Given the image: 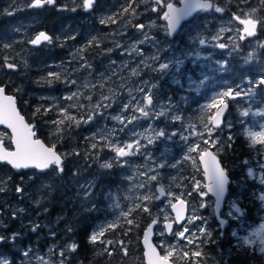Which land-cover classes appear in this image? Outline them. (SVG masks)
<instances>
[{
  "label": "snow or ice",
  "instance_id": "1",
  "mask_svg": "<svg viewBox=\"0 0 264 264\" xmlns=\"http://www.w3.org/2000/svg\"><path fill=\"white\" fill-rule=\"evenodd\" d=\"M96 0H83V7L85 10H90L95 4ZM149 0H141V3H147ZM154 4L151 7L152 12L162 11V15L159 17L166 22V35L171 37L176 32L181 22L186 20L188 17L192 16L196 12H215L223 13L225 9L215 3V0H179L183 5L182 7H177L175 3L171 0H151ZM232 2V0H229ZM250 0H239V4H248ZM136 0H128L127 6H124L120 12L113 15H109L105 19H101L100 23L108 25L109 22L116 24L119 21L117 16L121 19L125 15L136 16L137 11L133 7ZM56 4V0H29V8H43L46 5L52 6ZM260 7L249 8L245 11L243 8H239V14L237 12L232 13V20L236 21L242 27H237L235 29L231 27H223L219 30V33L212 37L215 43H211L212 47L219 49L231 48V51H240V42L256 37L258 32L264 31V16H258L257 13L264 9V0H259ZM75 11V9H72ZM13 12H8V15H13ZM134 28L140 31L143 35L139 40L133 41L128 45L127 48L119 42H116L115 47L123 49L120 55H127L129 57L139 56L141 60L135 66L129 67L128 63H124L119 66L121 69L128 70V76L138 78L143 75L145 68L151 69L152 72H156L163 75H167L169 72H175L179 70L181 64H183L184 59L192 56L199 57V53H193L192 51L184 52L182 55L173 54L172 57L161 60L160 51L161 49L157 47V51L150 57L145 58L144 50L139 47L140 44H144L148 41H152L154 46L158 45V41L154 35H150L145 32L146 27H151V25L146 26L145 24H133ZM235 30L239 33L238 38L233 36L229 37L233 43L231 45L227 43L220 42L224 39L223 33L232 32ZM20 31V29H16ZM59 39V38H56ZM67 39H76L74 35L67 37ZM28 44L33 47H40L43 45H51L54 43V37L49 35L44 31H40L33 37L29 38ZM194 43H198L200 46H208L210 41L204 37H197ZM256 44L260 48H264V40H257ZM4 49H11L12 45L9 43H4ZM63 46V45H61ZM101 47L100 40L98 37L93 36L85 46L77 49L73 54L74 59H79L84 61L80 65L82 68L91 69L92 65L87 62L84 53L91 47ZM106 54H110L113 49H103ZM255 52H249L246 57V62H251L254 59ZM14 59L9 56L3 57V64L0 67L8 69L10 71H19V65L16 63H10L9 61ZM151 61V63H149ZM71 63V62H69ZM113 65L116 61L111 62ZM26 64V61H25ZM227 68V62H223L220 65V69L224 70ZM104 76L103 73H101ZM119 72L117 68H113L111 72L104 76L103 82L99 84L92 83L91 81H86L81 85H78L77 90L65 95L62 99L65 101H71L72 103L61 107L55 100L50 105H38L35 108L34 114H42L47 116L49 112L56 109V119L47 121L48 123L54 125L52 130V135L58 138V141H62L63 138L69 135L72 131L79 128L82 124L91 123L97 116H103L106 109L111 108L117 101L120 95L118 89H126L129 99L120 104V110L118 114L112 115L111 119L116 122L119 127H113L111 129L103 128L98 132H94L91 136L85 137L84 139L88 142V147L81 152L77 147H73L70 152H58L56 149V144L53 143L51 146L46 145L43 141L36 138L37 133L34 131L36 125L34 123H29L25 121L24 117L20 114L17 109L16 98L12 95L6 94V85L0 84V125H4L7 129H10L9 139L14 148L9 150L5 147L3 136L5 134H0V164L10 166L11 169L16 172H21L27 169H36L41 173H46L49 177L55 179H62L66 168L65 161L71 157H77L82 159L85 164L91 167L96 164L99 169L102 170L101 174H107L114 167L123 169H133V171L128 172L125 176L127 182V191L125 194L117 192L116 194H110L109 198L112 201L111 207L114 209H120L118 213V218L106 226H101L95 231H92L88 236V243L95 245L97 243L105 245L102 249L103 252H107L108 255H112L109 251V246L113 245L112 240L103 239L109 231H114L117 227H121L120 221L123 220L125 224L129 227L125 230L124 234L127 235L128 232L132 230L131 226L138 227L137 219L138 214H148L151 217V222L147 226L144 233V243L146 246L145 256L147 257V264H171L172 258L176 255V249L173 247H167L165 254L161 255L156 246L150 243V237L153 234V228L161 223V217L153 213L152 203L154 200H161L167 197V203L171 207L172 211L175 213L174 217L169 218L167 214L163 217V229L168 232V234H174L180 240H185L187 245L194 246V250H181V255L185 259H191L192 264H204L207 257L201 248V244L197 243L200 241L203 243L205 239L211 240L212 233L208 231L205 225H198L196 231L190 232V229L185 225L179 231L173 233V224L179 223L184 224L187 220L188 224L194 223L196 220H203V217L192 214H187V202L183 199L184 193H175L171 190L172 185H166L161 179V169L166 166L171 168H176L177 163H172L166 165L165 161L156 163L153 160L149 152L143 151L152 145L159 138L171 139L178 135L177 131H172L171 133H166L164 128H153L152 123L156 120L164 118L165 121L172 123L184 124L185 117L176 108V105L171 102L169 98L168 103H161L156 100L153 89L157 87L156 84H148L147 81L141 82L143 86H138L135 91L140 95L133 94V88H127L126 83H120L117 88H109L107 92H101L98 101L91 103V107L88 108L87 105L79 103L80 99L83 97L89 102L93 101V96L91 91L99 87L104 89L105 84L112 79V76H118ZM206 79V78H205ZM120 80L126 81L125 76H120ZM54 81H62L66 85H76L77 81L75 79H68L66 77L62 78V74L59 72H49L48 77L45 79V83L51 85ZM249 87L247 89L242 88L240 85L235 87H226L217 91L213 96L210 97L209 102L201 107V115L198 117L199 125L201 130H197V124L189 122L184 131L190 132V135H184L180 133L181 139L187 141L190 136L199 137L200 140L210 147H216L219 137L213 139V134L217 129H220L223 123V114L228 109V100H235L238 97H249L251 98L255 93L254 90L264 85V76L256 82L252 80L247 81ZM200 84H204V80L200 81ZM190 87H199L193 82ZM86 90L89 94L85 96L84 91ZM18 92L20 88L16 89ZM41 99H49L48 97H41ZM76 108L79 110L88 109L84 111L83 114L77 118L70 112V109ZM214 110V111H213ZM127 114V115H125ZM255 115L264 117V112L251 113L250 109H245L241 111L240 115L242 117H248L249 115ZM141 119H146L150 121L144 132H139L136 127H133L129 131L131 139L121 140L119 134L124 132L129 125H134L137 121ZM231 127V125H228ZM151 133L148 135L147 133ZM245 138L249 142L251 148L256 149L258 152H264V124L259 126V130L247 129L245 132ZM143 141V142H142ZM233 137L229 135L227 137V146L230 148L232 146ZM107 150L112 153V155L105 156L101 158L102 153ZM220 151V149H218ZM188 152H198L199 160L203 164V172L208 183L204 185L207 188L206 192H199L201 184L196 181L193 184V190L198 191L200 196L206 197L208 193H211L216 198V207H220V203L223 200L227 185L229 183L228 175L224 167L221 166L217 154L210 151L208 148H201L200 143H194L188 147ZM135 157H143L147 163L144 165H137L136 161L133 159ZM184 160H192L195 164V158L191 156H184ZM247 163V161H245ZM261 169H264V161L260 163ZM143 168V170H141ZM78 174V170L72 173L73 176ZM248 175L257 178L256 173L253 169L249 168ZM32 178L31 176L29 177ZM260 183L264 184V172L259 175ZM175 177H172L173 182H175ZM11 180V176L6 179H0V194L6 193L9 189L7 187L8 181ZM23 180V176H21ZM156 182V187L153 188V183ZM176 187H180V184H175ZM84 187V199L88 204V210H94L96 208L95 199L88 200V197L92 196V189L95 187L93 183H88L87 185H82ZM15 192L23 196L24 188L21 184L15 186ZM192 193L189 192L190 196ZM121 199L130 201V206L123 208L121 206ZM261 201H264V193L259 196ZM39 203V202H37ZM200 207H206L203 201ZM233 211L229 212V215L236 214L243 215L242 209L236 205H233ZM162 211V209H161ZM13 219L16 218L15 212L12 214ZM221 228L227 223L226 220H219ZM39 225H33L31 227L32 232H36ZM68 232H73L74 229L69 226ZM164 235V231L159 233ZM18 234L14 233L11 237H6L5 235H0V244H4L7 239L10 243H14L16 236ZM55 234L53 233V236ZM242 245L247 246L251 249H257L260 253H264V225H260L256 230L252 231L250 235L241 238ZM214 242V241H213ZM116 244L121 246V251L124 255L128 254L127 247L124 246V241H116ZM162 248L165 247L163 243L160 245ZM80 248V244L75 240L66 242L60 250L57 252L55 246L50 249L51 256L35 255L31 250L23 251L20 255L22 258L27 260L28 264H67L70 259V254L76 253ZM52 256L57 257V259H52ZM194 258V259H193ZM0 264H13V261L9 260L6 256L0 253Z\"/></svg>",
  "mask_w": 264,
  "mask_h": 264
},
{
  "label": "trees",
  "instance_id": "2",
  "mask_svg": "<svg viewBox=\"0 0 264 264\" xmlns=\"http://www.w3.org/2000/svg\"><path fill=\"white\" fill-rule=\"evenodd\" d=\"M25 1L26 0L22 1V19L36 17L33 12L31 14H26L27 11L31 12V10L27 8ZM61 2H64V0ZM127 4L128 0H96L95 4L88 12L94 14L95 11H98L99 7L102 9L108 7L110 10H113V14H115L120 12ZM248 4L253 5L255 8L260 7L259 0H250ZM238 5L239 8H242L244 4H239V0H232V2H229V15L237 12ZM133 7L136 9L137 13L142 12L141 10H143V12L145 11L144 3L141 5V0H136ZM48 9V12L45 14L46 16L44 15L45 20H43V22H36L40 30L46 32L55 29L59 31H81L82 27L79 24H73L75 21H72L73 18L77 19L78 17H64L62 14L60 15V12L52 10L49 7ZM11 11H13L14 14H18L19 12V10L16 9L15 0H0V50L4 43H9L12 45V48L10 50L6 49L7 53L5 56L12 57V52L15 51L22 53V63L20 65L18 63L19 57L9 61L10 63L18 64L19 71H3L2 74L7 75L4 78L1 75L3 68L0 67V81L7 86L5 91L14 95L20 113L25 117L27 122L36 125L34 131H36L37 137L46 145L51 146L55 143L57 151L63 150L62 152H70L73 147H77L83 152V150L88 147V142L84 138L91 136L89 135L90 132L85 135L84 131L88 132V130H86V128H81L83 124L69 135L65 136L62 141H58V138L52 135L54 125L46 122L47 120L50 121L57 118L56 109L49 112L47 116L34 114L35 108L41 104L50 105L55 100L59 104H64V107L72 102L65 101L61 98V92L57 91V89H59L58 87H60V85L57 84L58 81H54L51 85H48L44 82L48 74L43 73L42 75H38V71L42 68V65L51 59L49 51L43 48L45 45L33 49L27 44L28 38H21L15 33V35H10L8 32L5 33V29H7L10 23L8 21L10 20L8 12ZM257 15L264 16V9L258 12ZM90 16H86L84 28L86 26H91L92 28L98 27L95 24H91L95 20ZM131 17L130 15H125L121 19L117 16L119 22L116 23L114 28H116L122 20L127 21ZM105 18L106 17L103 19ZM109 24H111V22H109ZM109 24H102L101 29L105 30L106 26L110 28ZM30 31L35 32L36 30L31 26ZM257 37L260 40L264 39V31L258 32ZM261 53L264 54V48H262ZM230 60L231 61L228 62V70L231 69V71H234L237 68L235 67L236 63L234 62L233 56H231ZM48 68L49 67H47L46 70ZM248 68L249 65H246L243 71H241L243 73L241 75L248 76L249 79H252L254 73H251ZM231 75L232 73L227 77H231ZM18 87L20 88L19 92L16 90ZM109 88L110 87L105 86V89L101 90ZM254 92L255 94L251 98L247 97V100L240 101V104L244 105L245 109L257 108L260 102L262 103L264 101L263 85L256 88ZM41 97H48L49 99H41ZM79 103L86 104L83 97L80 99ZM193 108L197 111L196 106ZM32 109L34 110L32 111ZM70 112L77 116V118L82 115V110L78 111L76 108L70 109ZM181 113L184 117L187 115L194 116L193 118L185 119L184 122L188 121L195 123L197 127H199L198 129L201 128L199 125V116L195 114L192 109L186 108ZM231 113L232 110L230 107L229 111L226 113L228 118L225 120L224 127L226 125H231V127H228L229 129L225 131L227 133H222L223 136L217 144L223 153L216 154L222 166L225 168L228 177L231 179L229 192L235 190L240 193L244 189L257 190L259 186H257L253 178L249 177L246 173V169L257 168L254 160L260 156L261 152L249 146V142L245 138L243 130L240 127V123L235 119H229L230 115H234ZM249 119L250 118L244 119L245 123L249 122ZM261 119L262 117H257L250 120H255V123H257ZM107 128H109V124H107ZM49 131L51 133L48 135ZM82 134L84 136H82ZM229 135L233 137L232 146L230 148L227 146V137ZM158 151L159 148H157V144L155 145L154 143L151 151L152 156H156ZM103 154L105 153H102V159L106 156ZM245 161H247V163H245ZM4 168L6 170H4V173L0 172V174H4L6 178L11 176V180L8 181L7 184V187L11 188V192L7 193L6 199L4 200L7 209L2 213V215L4 214V218L0 216V225L3 226V235L6 237H11L14 233L18 235L14 243H10L6 239L4 244L0 245V253L13 261V264H24V258L20 255L23 251L31 250L33 254L38 250L42 252V249L50 242H54V246L57 248L59 244L56 241L62 240L67 242L75 240L80 244L78 251L70 254V259L67 264H137L138 259L140 258L141 260L139 238L142 229L148 222L146 214H138L137 224L139 226H131L132 230L128 232L127 235H125L124 232L129 226L125 224L123 220L120 221L121 227H117L114 231L106 233L103 239L112 240L114 242L113 245L109 246V251L112 252V255H108L107 252L102 251L105 245L100 243L92 245L88 243L87 240V236L96 228V219H92L91 216L96 213L97 208L102 212L103 224L106 223L107 225V223L116 220L113 214L117 209L111 207L112 201L109 195L116 194L117 192L121 193L120 191L127 189L126 183L122 180V174L125 172L123 168L116 167L107 174H101L102 170L99 169L96 164L89 167L82 159L77 157H71L65 161L66 171L62 179H55L49 177L46 173H36L34 170L29 169L19 173H13L8 167L4 166ZM169 168L170 167H166L165 170ZM77 170L78 174L73 176L72 173ZM177 175H185V173H182V168L177 172ZM21 176H23V180H21ZM30 176L32 177L31 179L29 178ZM84 180L92 181L95 185L92 196L88 197V200H92L93 197L95 199L96 208L94 210H88L87 202L79 198L78 193L73 192L74 188H79L84 185ZM17 184H21L25 190L22 198L14 190ZM97 192L100 193V195L95 194ZM125 193L126 191L124 194ZM246 195L248 194H244L243 196ZM101 198H103L104 201H99ZM99 205H101L103 209L100 208ZM124 206L126 205H123V207ZM128 206L129 205L126 207ZM254 209H259L255 201H250L246 204V216L248 221H251V218H253L251 216ZM14 212L16 214L15 219L11 216ZM36 224L39 225V228L36 232H32L31 227ZM5 225H7V227H4ZM69 226L74 229L71 233L67 230ZM218 231L219 230L215 232V237L218 236ZM53 233L55 234L54 236ZM116 241H124V246L127 247L128 250L127 255H124L121 251V246L116 244ZM216 243L217 246L215 247L214 253L220 256V258H223L225 251L229 249L224 247V244L221 242ZM50 248H52V246ZM231 252L230 254L232 256L229 257V264H264V258L260 260L259 254L250 253L251 251L248 248L241 250L237 247H232ZM54 259H57V257ZM25 264H28V262H25Z\"/></svg>",
  "mask_w": 264,
  "mask_h": 264
},
{
  "label": "flooded vegetation",
  "instance_id": "3",
  "mask_svg": "<svg viewBox=\"0 0 264 264\" xmlns=\"http://www.w3.org/2000/svg\"><path fill=\"white\" fill-rule=\"evenodd\" d=\"M151 3H152L151 1L145 3L144 4L145 11L143 13L139 14L137 17H135V18L131 17L127 21L122 20L120 22V24L118 26H116V28H114L116 24H112L113 29H109L106 26L105 30L101 29L102 24L100 23V20L103 18L100 19L98 14H96L97 11H95L94 14H92V13H89L87 11L79 10L77 13L72 14L69 12L71 5L68 2H61L59 0H56L55 5H52V6L46 5L43 8L33 9L34 10L33 14L35 12H38L37 10L42 9V11H40L38 13V15H36V17H34V21H33L34 24L32 25V27L34 28V30H36L35 33L40 31L39 26H38V24H36V22L37 21L43 22V20H45V16H46L45 14L49 10L48 7L52 10L60 12V15L62 14L64 17H71V18H72V16L78 17V19L73 18L72 21H75V22H73V24H79L82 27L80 32L78 30L59 31L58 29L47 32L49 35L54 37V43L51 45H45L43 48L47 49L49 51V54H51L50 55L51 59L47 63L42 65V68L38 71V75H42L43 73L48 74L49 72H59L62 74V78L66 77L68 79H75L77 81L76 85H66L62 81H58L57 84H59L60 87H58L59 89H57V91L61 92V98H63L65 95H68L69 93H71L73 91H76L78 85H81L86 81H91L92 83H95V84L101 83L102 78L104 76H107L113 68H117L119 75L118 76H112V79L108 81V82H111V84L126 83L127 87L131 86L133 84H136V87H138V86H143V84L141 82L149 80L150 84H156L157 85V87L155 89H153V93H154L155 98H162V99L165 98L164 91H166V87H170V89L178 90L177 92L183 91L181 86L176 88V85H172V84L168 83L167 82V80H168L167 76L161 77L160 74L156 73V72H152L151 74L150 73L148 74V68L144 69L143 75H141L138 78H134V77L128 76V72H127L128 70L127 69H121L119 67V66H121L127 62L129 64V67H132L135 64L139 63V62H137V63L135 62L137 59V56L133 57L132 60L130 59V60H126L125 62H121L120 58L124 55H120V49L116 48L115 44H116V42H119V43L123 44L124 46L126 45L128 47V45L131 44L133 41L139 40L142 37L141 32L138 31L136 28H134L132 25L133 24H141V23L145 24L146 26L151 25V27H146L144 31L149 33L150 35H154L156 37V40L159 43L155 47L156 48L159 47L161 49V51L159 53L161 59L164 58L167 54H169V49H175V48H178L179 46L191 48L192 44L189 42V39L185 37L187 34H191V36H192V35H194V32L196 31V32H199L200 37L207 38L210 41V44L208 46H200L197 43L198 47L200 49H202L203 54L201 56H199L198 58L194 57V55L191 56L190 60H192V62L195 63V66H192V68L189 69L188 72H186V73H193L194 72L193 74H195V76L197 78L199 77V72L202 70V67H205V66H206L205 67L206 69L204 68V70L202 71V74L203 75H209L210 74V68H208L207 65L212 64V60H214V58L217 59V57H218V59H224L227 63L229 62V58H230L231 54H229V56L225 57V55L223 54V49H219V48L214 49V47L211 46V43H213L215 41H213L212 38L211 39L208 38L209 33L213 34L215 32L216 25L220 24V21L222 20L221 16H218L215 18L214 16H212L210 14V12L196 13L192 16L191 19L182 23L179 30L173 36L169 37L166 35L165 21H163L162 19L159 18L162 15L163 10H161L160 12H152L150 9L154 5L151 7H148ZM15 5H16V9H18L19 12H18V14L8 15V17L10 18V20H8V21L10 23H9V25L7 24L8 26L6 25L7 29H5V33L8 32V34H10V35L17 34L19 37H21V34H22V25H21V23H22V15H21L22 1L21 0H15ZM220 6L225 9L224 12H226V14H227L229 11L228 1L224 5H222V2H220ZM57 7H62L63 9L57 10L56 9ZM11 12H13V11H11ZM30 13H32V12H28V11L26 12V14H30ZM226 14H223V15L226 16ZM90 15H93V16H90ZM86 16L87 17L88 16L93 17L95 21L91 24H95L98 27L86 29V28L91 27V26H86L84 28L85 22H86V19H85ZM203 17H205L207 19L208 26H204ZM189 24H190V26L186 27ZM16 29H20V31H16ZM120 29L126 30V31L121 35H117V32L121 31ZM203 29H205V30H203ZM77 32H79V33H77ZM231 33H233V31L232 32H225L226 35H231ZM72 35H75L76 39H74V40L73 39H67V37L72 36ZM93 36H96L99 38L101 47L97 48V47L93 46V47L89 48L86 53H84V55L87 59V62L92 65V68L91 69L82 68V67H80V65L83 64L84 61H81L78 58L74 59L73 54L77 51V49L81 48L82 46H85L87 44V42ZM56 38H59V39H56ZM3 41H4V39H3ZM222 43L228 44V41L222 40ZM61 45H63V46H61ZM153 45L154 44L152 41H148L144 44H140L139 47L142 48L144 50V53H145V52L152 51ZM109 48L113 49V51L110 54H106L102 51L103 49H109ZM118 51H119V53H118ZM6 53H7L6 49H4L3 46H1L0 64H3V57L6 55ZM12 53H13V55H12L13 58L19 57L18 63L20 65L22 63L21 62L22 53L21 52L18 53L16 51L12 52ZM239 53H240V51L238 52V54ZM130 58H132V57H130ZM113 60L116 61L115 65H113L111 63ZM242 60H243V57L239 61V63H241ZM261 60H263V59H261ZM69 62H71V63H69ZM187 62H189V59L187 60ZM204 62H207L208 64H206ZM234 62L237 64L236 61H234ZM198 63H202V64L204 63L203 64L204 66H201V64H200V67H199ZM47 67H49V68L46 70ZM235 67L237 68V66H235ZM3 71L8 72L10 70L3 68L2 73H3ZM11 72H13V71H11ZM227 72L232 73L231 69ZM227 72L220 73V74L225 75ZM101 73H103L104 76H102ZM120 76H125L127 78V80L126 81L120 80ZM182 78H184V77H182ZM207 80L210 81V79H207ZM3 82H5V81H3ZM0 84H3L2 81H0ZM116 85H115V87H116ZM81 91H84L85 96L89 94L84 89H81ZM102 91L103 90H101L99 87H97L96 89H93L91 91V94L93 95V101L89 102L87 99H84L85 103H86L85 105H87L88 108H90L91 103L96 102L98 100ZM118 91L120 92V95L118 97L119 99H118V102L116 103L115 107H113V108L111 107L109 109L103 110L104 111L103 116H97L91 123L83 124L81 126V128H86V130H88V132L84 131L85 135H87L89 132H90L89 135H92L94 132H98L99 130H101V128H105L106 124H109V128L119 127V125H117L115 123V121L111 119V116L119 113L120 104L122 103L121 100L123 97H125L126 94H125V89H118ZM104 92H106V91H104ZM188 93L190 95L192 94L191 91L190 92L188 91ZM9 94H11V93H9ZM133 94L137 95V97H139V95H140L138 92H135V91ZM201 100H204V98H201ZM229 105L231 107V110H233L234 103L233 104L229 103ZM180 106H182L183 109L189 108L188 105H184L183 103H179V107ZM87 110L88 109L82 110V114L84 111H87ZM193 111L196 112V110H193ZM125 115H127V114H125ZM148 122L149 121L146 119H141V120L137 121L134 125H129L128 128L125 129V131H130L133 127H136V128L147 127ZM152 125L153 126L159 125L161 127L165 126L164 122L161 119L158 121L156 120V121L152 122ZM142 129L145 131L146 128H142ZM238 130H241V129H238ZM82 136H84V135L82 134ZM124 137H125V134H122L121 136H119V138L121 140H123ZM159 139H160V141L159 142L156 141L155 145L157 144V148H160V147L162 148L161 144L163 142V139L162 138H159ZM4 145H5V147L9 148L8 142L4 141ZM150 147H151V151H152L151 145H149L148 148H146V149H149ZM62 151L59 150L58 152H62ZM104 153H105L104 155L109 156V157L112 155V153L108 152L107 150H105ZM151 155H152V152H151ZM160 161L161 160L157 161L156 163H159ZM141 164H143V161L141 162ZM4 166L5 165L0 164V172H2V173H4V170H6L4 168ZM114 168H116V167H114ZM124 170H125V172L122 174V180L127 184V182L125 180V176L127 175L128 172H131L132 169H124ZM1 175L2 174H0V176ZM88 183H92V181L84 180V185H87ZM84 191H85L84 187H79L77 189L74 188V190H73V192L78 193L79 198H81L82 200L85 201ZM125 191H127V189H125L124 191H120V192H121V194H124ZM179 191L184 193L183 199L186 200L187 206H188L187 207V210H188L187 214L189 215L190 212L199 213V215L201 217H203V220H199L201 222L192 223V224H188L187 220H185L184 224H181L180 226H176L173 224L172 232L175 233V232L179 231L185 225H187V227L190 229V232L196 231L199 223L201 224L202 221H205L207 229H209V231L212 233V238H211V240L205 239V241L203 243H201L200 241H197V243L201 244V248L207 257L204 264H219L218 261H215V258H214V256L216 255L214 253L215 247L217 246L216 242L223 243L224 247L229 249V250L225 251V255L223 256L224 264H229V257L232 256L230 254L232 247H237L241 250H244L247 248V246L242 245V240H241V237H239V236L245 234L252 227L259 225L264 220V217H263L264 210H262L260 208V205H261V203H263V201H261L259 199V196H260L259 194L253 193L252 190H245L244 189L240 193H239V191L232 190L231 192L228 193V196L226 198V202H225L223 210L221 212V216L224 217L227 221L226 226L223 228L222 232L218 231V236L215 237V232L219 228H218V223H217L215 217L213 216V212H212V205H213L212 198L208 195L206 197L202 198L199 194V192H203L202 188L199 189V192L194 191L193 187L192 188H182ZM10 192L11 191L8 190L6 193L0 194V216H2L3 218H4V214L2 215V213L5 211V209H7V206L5 205L4 200L6 199L7 193H10ZM92 192H93V189H92ZM189 192L192 193L190 196L188 195ZM95 194L100 195V193H98V192ZM244 194H248V195L243 196ZM99 201H104V200H103V198H101V199H99ZM202 201L206 205V207H203V208L200 207V204ZM250 201H255L257 203L259 209L258 210L254 209L252 211L253 213H252L251 217H253V218H251V221H248L247 216H246V204L249 203ZM162 205H164L167 208V211L169 213V207L170 206L167 203V197L162 198L161 200H154L153 201V203L151 205L153 213L160 216V214H159L160 210L159 209L161 208ZM233 205H237L238 207H240L242 209L243 215L236 214L233 212V215L230 216L227 213V211H228L227 207L230 208V211H233L232 210ZM99 206H100V208H102L101 205H99ZM103 207H104V205H103ZM11 216L13 217V215H11ZM146 216L148 219V222L146 225H148L151 222V217H149L148 214H146ZM168 216L170 218V215H168ZM91 217H92V219L93 218L96 219V222H95L96 228L94 229V231L97 230L98 228H100V226H103L102 212L99 211L98 208L96 210V213L94 215H92ZM4 227H7V225H5ZM157 227H160L159 229L164 231L163 219H161L160 224H157L153 228V242L156 245L159 253L161 255L165 254L166 248L165 247L162 248L160 246L161 243H163L164 245H167L168 247H173L174 249H176V255L172 258V262H171L172 264H192L191 259H185L182 257L181 250L191 251V250H194V246L187 245L185 240H180L174 234H167L165 231H164V235H162L163 237H161V239H160L157 235V232L159 230V229H157ZM3 230H4L3 226L0 225V235L4 234ZM52 238H54V237H52ZM56 242L59 244V246L57 248H55L56 251L58 252L59 249L61 248V246L65 245V243L67 241L62 240V241H56ZM0 245H2V244H0ZM54 245H55L54 242L48 243V245L45 246L44 249H42L43 250L42 252H40L38 250L35 252V255H44L46 257L51 256L50 249H52L54 247ZM51 246H52V248H50ZM248 249L251 251L250 253H255L256 255L259 254L260 258H264V253H260L258 248L257 249L248 248ZM54 258H55V256H52V259H54ZM23 262L25 264V262H27V260L24 259ZM33 264H35V261L33 262ZM131 264H133V263H131ZM137 264H144V261L142 258V253H141V260L139 258L137 261Z\"/></svg>",
  "mask_w": 264,
  "mask_h": 264
},
{
  "label": "rangeland",
  "instance_id": "4",
  "mask_svg": "<svg viewBox=\"0 0 264 264\" xmlns=\"http://www.w3.org/2000/svg\"><path fill=\"white\" fill-rule=\"evenodd\" d=\"M227 1L228 0H215V3H217L220 6V2H222V5H224ZM64 2H68L71 5L69 12L72 13V14L77 13L79 10L88 12V10H85L84 7L82 6L83 5V0H79V1L78 0H64ZM171 2L177 4L178 0H171ZM28 3H29V0H26L25 1L26 6H27ZM228 4H229V1H228ZM141 5H143V3H141ZM153 5L154 4L151 3L148 7H151ZM107 8L108 7L103 8V9L101 7L98 8V11L96 12V14H98L100 19L104 18V17L107 18L109 15H113V10H110L109 8L108 9ZM242 8L245 11H247L249 8H255V7L253 5H251V4H246V5L244 4L242 6ZM72 9H75V11H73ZM33 11L34 10H32V12ZM37 11L38 12L34 13V16L38 15V13L40 11H42V9L41 10H37ZM141 11L143 12V10H141ZM142 12H138L136 16H132V17L135 18ZM237 13L239 14V9L237 10ZM210 14L212 16H214L215 18L218 17V16H221V18H222V20L220 21V24L216 25L215 32L213 34L209 33L208 38H210V39L212 37L216 36L219 33V30L222 27H231L233 29L239 27L236 24V22H234V20H232V18H231L232 14L229 15L228 13L226 14V12H224V13L210 12ZM223 14H226V16H224ZM33 21H34L33 17H30V18L27 17V19H22V23H21V25H22V34H21L22 37L21 38H27L30 35L35 34V33H32L31 31H29V28H28V26L30 24H32V25L34 24ZM203 22H204V26H208V21H207V19L205 17H203ZM189 26H190V24L187 25L186 27H189ZM91 28L92 27H89V28H86V29H91ZM109 29H112V23L110 24V28ZM203 30H205V29H203ZM125 31L126 30H121L120 32H117V35H121ZM141 35H143V34L141 33ZM223 36H224L223 40L228 41V44L231 45L233 42L231 40H229V37L235 36V37L238 38V33L235 30H233V33H231V35H226L225 33H223ZM185 37L188 38L189 42L192 44L191 48L190 47L179 46L178 48H175V49H169V54H167L161 60H165L166 58H170V57H172L173 54L182 55L184 52H188V51H192L193 53L198 52L200 54L199 56H201L203 54L202 53V49H200L198 47L197 43H194V41L197 39V37H200L199 32L195 31L194 35L191 36V34H187ZM257 40H260V39L258 37H256V38H253L251 40H245L244 42H240V48H242V54L240 53V55H241L240 57L241 58L243 57V60H242L241 63H239V61H238L237 64L235 65V66H238V64L239 65H241V64L242 65L243 64H250V67L248 68V70L251 71V73H254V76L252 77V79H249L248 76H242L241 74H243V73L241 71L239 72L238 67H237V69L232 71L231 77L228 78L226 76L227 74H228V76H230V73L227 72L228 67L226 69H224V70L220 69L221 63L225 62V60L224 59H218V57H217V59L214 58V60H212V64L207 65V67L210 68V74L209 75H203L202 74V71L206 67L205 66V67H202V70L199 72V77L197 78L195 76V74H193L194 72L193 73H186V72H188L189 69L192 68V66H195V63L192 62V60H190V58H191V56H190V57L184 59V62H183V64L180 65L178 71L169 72L167 75H163V76H167L168 77V80H167L168 83H170L172 85H176V88L181 86L183 91L177 92L178 90L170 89V87H166V91H164L165 98L164 99L156 98V100L160 101L161 103H168L169 98H170L171 102L176 105V108L180 112H182L185 109H183L182 106L179 107V103H183L184 105H188L189 108L192 109V110H195L193 107L196 106L197 111L195 112V114H198V116H200L201 115V111H200L201 107L204 104L208 103L210 97L213 96L217 91H219V90H221L223 88H226V87H235L236 85H240L242 88L247 89L249 87V85L247 83L248 80H252L253 82H256V81H258L260 79L261 76H264V57L260 58L258 56L257 52L260 50L259 49L260 47H258L257 44H256ZM261 40H264V39H261ZM220 42H222V40ZM213 43H215V42H213ZM249 45H251V46L249 47ZM125 48H127L126 45H125ZM214 49H215V47H214ZM230 49L231 48L223 49V54L225 55V57L229 56V54L233 53V51H230ZM122 51H123V49H120V53ZM156 51H157V48L153 45L152 46V51L144 53L145 54V58L150 57ZM252 51L255 52L254 59L251 62H246V57H247L248 53L252 52ZM118 53H119V51H118ZM194 57H196V56L194 55ZM196 58H198V57H196ZM262 58H263V60H261ZM120 59H121V62H125L126 60H130V59L132 60L133 57L130 58L129 56L124 55ZM188 59H189V62H187ZM140 60H141V57L137 56V59H136L135 62L137 63ZM149 63H151V61H149ZM204 63L208 64L207 62H204ZM198 64H199V67H200V64H201V66H204L202 63H198ZM224 72H227L226 75L220 74V73H224ZM149 73L150 74L152 73L151 69H148V74ZM1 75L4 78H5V76H7V75H3L2 72H1ZM160 76L163 77L161 74H160ZM223 76L227 77V79L221 78ZM182 77H184L185 79L182 78ZM216 77H217V79H216ZM207 79H210V81L207 80ZM103 80H104V77L102 78L101 82H103ZM201 80H204V84L203 85L200 84ZM146 81H147L148 84H150L149 80H146ZM193 82L195 83V85H198L199 87H190V84H192ZM116 84L118 85L120 83H116ZM116 84H111V82H107L105 84V86H108L110 88H114ZM117 85H116L115 88H117ZM135 87H136V84H133L131 86H128L127 88H133V90L135 91ZM104 89H105V87H104ZM106 90H108V89H106ZM106 90H103V91H106ZM188 91L189 92L191 91L192 94L190 95L188 93ZM125 94H126L125 97H123L122 100H121L122 102H124V101L129 99V96H128V93H127L126 89H125ZM201 98H204V100H201ZM118 99L119 98H117L116 103L118 102ZM193 100L194 101L199 100V101H197L196 104H192ZM241 100H247V97H238L235 100H228L227 102L231 103V104L234 103V107H233V110H232V113L234 115H230L229 119L237 120L240 123V127L242 128L243 133L245 135V132H246L247 129L251 128L253 130H259V126L264 124V117H262V119L260 121H258L257 123H255V120H250V119H255V118L260 117V116H255V115H251L250 114L248 117H242L240 115V113H241V111L245 110V107H244V105L240 104ZM116 103L112 106V108L115 107ZM63 105L64 104H60L61 107H63ZM191 105H193V106H191ZM248 109H250L251 113H255V112H258V111L259 112H264V101L262 103L260 102V105L257 108H253V109L252 108H248ZM33 110L34 109H32V111ZM228 111H229V109H228ZM186 114H188V113H186ZM227 116L228 115L225 116L224 123H225V120L228 118ZM193 117L194 116L187 115V116H185V119H189V118H193ZM246 118H250L249 122H247V123H245V120H244ZM161 120L165 124L164 127H161L159 125H155V126L152 125V127L153 128H157V127L158 128H164L166 133H171L172 131H177V133H178V135H176L174 137H171V139H166V138L162 137V139H163V142L161 144L162 148L161 147L159 148V151L157 152L156 156H152L151 155L153 160H155L156 162L161 160V161H165L166 165H170V164H172L174 162L177 163V165H178L176 168H171L170 167L168 170H165V168L167 167L166 166L164 169L160 170L162 182L165 183L166 185H172L171 190L173 192L177 193V194L181 193L179 190L182 189V188H192L193 184L196 181L200 182V184H201L200 188H202V186H203L202 173L200 171L199 165H198L197 160H196V155L198 154V152L189 153L188 152V147L190 145L194 144V143H197V142L200 143L201 148L210 147V145L204 144L200 140L199 137H195V136H190V138L187 141H184L183 139H181L180 133H183L184 135H190V132L184 131L185 126L189 123L188 121L184 122V124L182 125L180 123H172V122H169V121H165L164 118H161ZM45 121H46V119H45ZM47 121H49V120H47ZM149 123H150V121L147 123V125ZM224 123H223L222 127L220 128L221 131H224V132H221L220 130H218L220 132L219 133L215 132L213 134V139H215L216 137H219V140H220L222 138V136H223L222 133H227L225 131H227L229 128H228V125H226L224 127ZM105 128H107V124H106ZM142 128H147V127H142ZM142 128H136V130L139 131V132H144V130ZM198 128L199 127H197L198 131L201 130V128L200 129H198ZM101 129H103V128H101ZM107 129H111V128H107ZM50 133L51 132L49 131L48 135ZM0 134H5L3 136V139L6 140V141L8 140V135H7V133L4 130L0 129ZM122 134H125V137H124L123 140L132 138L129 135V131H125L124 130V132L120 133L119 136H121ZM147 134L151 135L150 132L147 133ZM156 141L159 142L160 139H157ZM210 148H212L217 154L223 153L221 151V149H220V151H218L219 147L217 145H216V147H210ZM143 151L149 152L151 154V147L149 149H144ZM186 155L195 158V164H193L192 160H184L183 158ZM133 159L136 161L137 165H144L145 163H147V161H145L143 157H135ZM142 161H143V164H141ZM262 161H264V152H262L260 154V156L256 160H254V163L257 166V168L256 169L252 168L255 171L256 177H257V178H255V182H256L257 186H259L257 188V190H252V192L256 193V194H259V195L264 193V184L260 183V180L258 178L259 175L262 172H264V170L261 169V167H260V163ZM180 168H182V173H185V175H183V176L177 175V172L180 171ZM141 170H143V168H141ZM248 170H249V168L246 169V173L247 174H248ZM132 171H133V169H132ZM172 177L176 178L175 182H173ZM249 177L253 178L251 176H249ZM0 179H6V176H4V174H2L0 176ZM175 184H180V187H176ZM155 185H156V182L153 183V188H154ZM8 189L11 191V188H8ZM120 203H121L122 207H123V205H126V206L130 205V201H127V200H124V199H122L120 201ZM262 204L263 205H260V208H262V207L264 208V201H263ZM126 206H124L123 208H125ZM227 208H228L227 213L229 214L230 208L229 207H227ZM161 209H162V211H161ZM159 210H160L159 214H160L161 219H163L165 214L169 215V213L167 211V208L164 205H162ZM119 211H120V209H117L116 212L113 214L114 219L118 218ZM192 214L200 216L199 213H195V212H190L189 215H192ZM263 217H264V215H263ZM197 222H201V221L196 220L194 223H197ZM202 224L206 226V222L205 221H202L201 224L199 223V225H202ZM104 225H106V223L103 224V226ZM260 225H264V220H263L262 223L252 227L245 234L240 235L239 237L243 238L245 236L250 235L251 232L256 230ZM159 228L160 227H157V229H159ZM161 231L162 230L159 229L158 232H157V235H158V237L160 239H161V237H163L162 235L159 234ZM208 231H209V229H208ZM167 247L168 246L165 245V248H167ZM214 258H215V261H218L219 264H224L223 258H220V256L215 255ZM261 259L262 258H260V260Z\"/></svg>",
  "mask_w": 264,
  "mask_h": 264
},
{
  "label": "water",
  "instance_id": "5",
  "mask_svg": "<svg viewBox=\"0 0 264 264\" xmlns=\"http://www.w3.org/2000/svg\"><path fill=\"white\" fill-rule=\"evenodd\" d=\"M176 6L177 7H182L183 5L179 2V0H178V3L176 4ZM30 9H32V8H30ZM57 10H62L63 8L62 7H57L56 8ZM197 13V12H196ZM196 13H194V14H196ZM193 14V15H194ZM192 15V16H193ZM192 16H190V17H188L186 20H184V21H182L181 22V24H180V26L182 25V23H184V22H186L187 20H189L190 18H192ZM165 24H166V22H165ZM239 25V24H238ZM180 26L178 27V29L180 28ZM240 27H242L241 25H240ZM178 29H177V31H178ZM40 32V31H39ZM45 32V31H44ZM47 33V32H46ZM37 34V33H36ZM29 46L30 47H33L32 45H30L29 44ZM33 48H37V47H33ZM13 72H15V71H13ZM6 94H8V95H12V94H9V93H7L6 92ZM13 96V95H12ZM17 106V105H16ZM228 107H229V104H228ZM17 109H18V107H17ZM19 110V109H18ZM228 110V109H227ZM226 110V111H227ZM226 111L224 112V114H223V120H224V117H225V114H226ZM20 112V111H19ZM21 114V113H20ZM22 115V114H21ZM23 116V115H22ZM24 117V116H23ZM24 119H25V117H24ZM25 121H26V119H25ZM223 124V123H222ZM222 124H221V126H222ZM0 129H2V130H4L5 132H7V134H8V141H9V145H10V148H9V150H12L13 148H14V145H12L11 144V142H10V139H9V135H10V132H11V130L10 129H7L4 125H0ZM36 138H38V137H36ZM38 139H40V138H38ZM41 140V139H40ZM42 141V140H41ZM208 149L210 150V151H212L213 152V150L211 149V148H209L208 147ZM214 153V152H213ZM217 158L219 159V157L217 156ZM196 160H197V163H198V165H199V168H200V171H201V173H202V179H203V188L205 189V192L207 191V188L206 187H204V185H206L207 183H208V179L206 178V176L204 175V172H203V164H202V162L199 160V154L197 155V158H196ZM220 161V160H219ZM221 163V162H220ZM7 166V165H6ZM221 166H222V164H221ZM13 173H19V172H16L15 170H13V169H11L10 168V166H7ZM223 167V166H222ZM28 170V169H27ZM29 170H34L35 172H37V173H41V172H39L38 170H36V169H29ZM22 171H25V170H22ZM228 179H229V177H228ZM229 185H230V179H229V183H228V185H227V189H226V193H225V196H224V198H223V200L221 201V203H220V207L217 209V207H216V198L211 194V193H208V195L209 196H211L212 197V199H213V213H214V216H215V218H216V221L218 222V225H219V228H220V230H223V228L226 226V224L221 228V226H220V223H219V220L220 219H224V220H226L225 218H222L219 214H220V211L222 210V208H223V205H224V202H225V199H226V197H227V195H228V190H229ZM169 209H170V214H171V216L172 217H174L175 216V213L172 211V209H171V207H169ZM233 210V209H232ZM176 226H179V225H181V224H179V223H174ZM149 225V224H148ZM148 225H146L145 226V228L142 230V232H141V235H140V238H139V244H140V247H141V253H142V258H143V261H144V264H147V257L145 256V252H146V246H145V243H144V233H145V230H146V228H147V226ZM165 232L168 234V232L165 230ZM150 243H152L154 246H155V244H154V242H153V234L151 235V237H150ZM156 249H157V247H156ZM157 251H158V249H157ZM159 252V251H158ZM172 264V263H171Z\"/></svg>",
  "mask_w": 264,
  "mask_h": 264
},
{
  "label": "bare ground",
  "instance_id": "6",
  "mask_svg": "<svg viewBox=\"0 0 264 264\" xmlns=\"http://www.w3.org/2000/svg\"><path fill=\"white\" fill-rule=\"evenodd\" d=\"M145 4V3H144ZM137 5V4H136ZM108 9V8H107ZM118 13V12H117ZM63 18V17H62ZM126 18H127V16H126ZM78 19V18H77ZM32 20V19H31ZM127 20V19H126ZM133 21V20H132ZM81 23V22H80ZM110 25V24H109ZM133 28V27H132ZM113 29V28H112ZM64 30V29H63ZM121 30V29H120ZM78 33V32H77ZM75 36V35H74ZM131 36V35H130ZM182 44V43H181ZM25 49V48H24ZM260 49V48H259ZM44 59V58H43ZM234 66V65H233ZM39 67V66H38ZM240 72V71H239ZM30 83V82H29ZM10 85V84H9ZM45 95V94H44ZM229 107H230V105H229ZM8 175V174H7ZM36 181V180H35ZM77 189V188H76ZM116 190V189H115ZM110 193V192H109ZM23 208V207H22ZM24 224V223H23Z\"/></svg>",
  "mask_w": 264,
  "mask_h": 264
}]
</instances>
